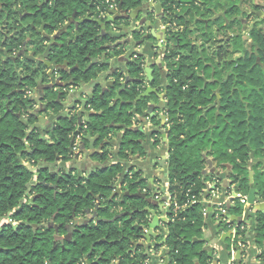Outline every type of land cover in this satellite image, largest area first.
<instances>
[{"label":"trees","instance_id":"16d2710c","mask_svg":"<svg viewBox=\"0 0 264 264\" xmlns=\"http://www.w3.org/2000/svg\"><path fill=\"white\" fill-rule=\"evenodd\" d=\"M18 1L16 8L19 11L9 12L8 16L2 14V17L5 16L8 21L13 20V24H16L20 21V15L28 12L30 16L24 15V25L30 23L31 26L28 25L15 35L12 51L22 46L25 39L23 32H31L34 39L39 38L35 27L45 24L47 34L51 36L74 15L76 20H80L97 14L98 8L105 11L102 0ZM121 1L123 8L129 11L136 10L142 3L141 0H118V3ZM212 1L215 0L205 1L202 8L196 4L197 0H161L166 16L170 18L177 12L179 16L175 22L178 27H184L181 32L168 34V53L165 56L169 69L167 86L164 89L169 103L168 122L164 127L168 136L169 192L180 204L193 196L198 198L197 203L180 212L174 222L170 220L165 223L167 231L161 238H166L170 264H195L196 261L199 264L211 263L209 252L204 250L205 242L193 243L195 239L205 238L207 216L202 211H208L203 203L207 191L206 183L216 177V191L221 188L222 181L216 175L201 174L207 167L205 158H209L218 169L228 173V178L236 184L239 193H248L251 190L250 171H254L258 189L264 198V171L261 169V161L264 160V18L260 20L257 15L264 10V0L263 6L252 4L250 14L243 9L244 0H221L222 3H218L225 18L222 21L207 18L206 23L203 19L212 16ZM180 13L188 18L182 17ZM253 17V25L245 30L249 25V19H246ZM216 24L219 29L228 32L231 36L229 40L225 37L222 41H215L212 28ZM233 29L236 30L232 35ZM73 33L74 31L67 33L60 40L64 44L54 47L48 61L78 64V71H60L64 80L75 87L82 84L92 85L100 75L110 69V57L121 55L122 50L109 52L106 45L116 39L109 35L101 37L100 27L95 22L81 26L80 37L69 42L68 37ZM2 40L0 34V43ZM40 40L38 45L43 47L44 39ZM218 42L223 44L209 51ZM2 60L3 54L0 52V264H50L49 260L55 259L52 251L53 236L35 233L33 224H41L43 218L52 216L58 207L67 212L75 208L79 215L85 214L86 210H94L96 197L103 200V203L108 202L112 192L110 186L114 184L116 174L124 171V168L122 163H118L97 169L86 179L66 180L60 187L62 192L55 198L53 192L47 190L42 183H55L58 177L49 175V170L41 163L54 164L58 159H70L69 134L76 127L77 121L64 119L67 126H59L55 136H52L54 144H46L37 128L30 130L37 120L33 116L29 117L28 122L23 120L28 110L23 104L21 93L16 92L19 75L11 63L5 64ZM91 60H98V63L87 69ZM143 60L140 57L138 62L128 64L130 77L141 82L129 84L121 91L124 74L117 69L110 89L104 94L101 91L95 92L88 101L94 113L89 115L87 132L91 137H98L96 146L108 134L117 135L118 131H124L118 149L121 161L136 155H147L142 147L145 139L143 134L131 131L135 109L140 113L147 108L149 102L145 99L136 103V99L148 88ZM36 74L38 70L26 79V86H36ZM159 86V76L156 74L152 87ZM117 94H120L122 103L120 100L115 101ZM53 95L55 97V93ZM55 105L58 110L61 108L60 105ZM153 122L155 127H160L161 122L156 118ZM157 134L160 137L158 132L153 133L155 147L161 145V139L155 138ZM107 156L106 151L94 154L100 162H105ZM24 159L37 168L36 173L26 166ZM255 160L258 162L249 169ZM69 183L71 188L67 186ZM34 192L41 196L35 197L33 204H29V196ZM134 203H137L140 210L150 207L142 199L134 200ZM113 205L119 206L114 202ZM225 208L228 214L218 219L219 234L228 232L235 225L237 236L245 235L246 224L236 225V220L245 214V207L235 202L233 207ZM104 211L106 209L101 210ZM217 213V209L214 210V221H217ZM173 214L170 211L169 219L173 218ZM147 216V213L137 214L132 220L123 222L121 228L119 227L122 229L121 236H117L116 230L119 231V228L111 226L112 229L109 230L102 223L96 233L86 231L84 237H78L80 240L64 254H72L77 264H83L84 256L90 251L91 245L104 238L124 237L123 248H129L132 240L141 239L143 234L140 226L132 225L135 217L143 225L147 223ZM9 217L17 224H6L5 220ZM234 217L236 219L233 220ZM257 235L258 244L264 245V212L257 215ZM92 256L93 254L91 260ZM140 258L146 260L149 254L143 252Z\"/></svg>","mask_w":264,"mask_h":264},{"label":"flooded vegetation","instance_id":"af4514ba","mask_svg":"<svg viewBox=\"0 0 264 264\" xmlns=\"http://www.w3.org/2000/svg\"><path fill=\"white\" fill-rule=\"evenodd\" d=\"M44 1L54 2V0H44ZM141 1L142 3L136 9L137 11H140V10L142 11L146 8V4H145L146 0H141ZM187 1H190V0H187ZM18 2H20V0ZM201 2L202 0H197L196 4L198 6L203 7L201 5ZM16 3H17V0H0V23H2V25L0 26V34L3 39L2 42L0 43V52L3 54L2 63H5V64L11 63L12 64L11 66L15 68L17 75H19L20 79L17 84L16 92L21 93L23 104L25 107H27V110H28V114L25 115L23 120L25 122H28L29 117L33 116L37 120V122L33 126H31L30 130L37 128L39 134L41 135L42 139H44L45 143L48 145H52L54 144V139L52 138V136H55L56 134L55 131L57 132L56 129L59 126L65 127L63 126L62 121H64V119L66 118L67 119L69 118L72 120L75 119L77 121V125L74 128V130L70 132L69 134L71 143L73 142V135L81 134L82 143L84 142L88 144V141L86 140L92 139L91 142L95 144V141L98 139V137H93V136L91 137L88 135V132H87L89 115L94 113L93 108L91 107L90 104H88L89 100L86 101L85 103L86 110H83L82 113L81 112L78 113L76 110V105H79V104H76L73 106V108L71 107V109L65 111V109H63L62 107L63 105L62 101L64 99L57 91L58 87H56L53 90H47L46 88L47 86H50V85L56 86L57 84H60L58 78L63 77L62 74L60 73L61 70H65L68 72L70 71L69 73L80 70L78 64L70 65L68 63V66L66 67L65 64H58V63L55 64V63H51L50 61H48L51 53L54 50V47L62 46L64 44L60 40L64 38L67 33L74 31V33L68 37L69 42H74L80 37V36L77 37L75 26L71 25L68 29H65L67 23L69 21H73V19L71 18L70 20H68L57 32H55L51 36L47 34L45 24L41 25L38 28L35 27V30L39 38L35 37L34 39V37H32L31 32H23L22 35L25 36V39H24L22 46L18 50L12 51L11 46L13 44L15 35L18 32H21L24 28H27L28 25H30V23L27 25H24V21H25L24 15L30 16L28 12H25L22 15H20V18H19L20 21L16 24H13V20L8 21L7 18L5 17L6 15L7 16L9 15L8 14L9 12H14L19 9V8L18 9L16 8ZM118 6H119V3H118ZM18 7H20V3L18 4ZM40 8L42 9V6ZM154 11H155L154 9H151V11L147 12L146 14H142L140 12L139 17L141 19L142 17H146L145 19L146 22L148 19L150 21H155L156 15ZM97 12H99L100 14L101 8L100 9L98 8ZM162 13L166 14L165 10H162ZM2 14H5V16L2 17ZM158 16H160V13ZM178 16L179 14H177V12L176 13L174 12L172 16L170 17L173 20V23L171 25V30L168 31V34L169 33L175 34V33L182 31L181 29L182 27H178L177 23L175 22L176 17ZM95 17L97 18V16ZM198 18L201 20L200 17ZM118 22L125 23L126 25V24H129L130 21L120 20ZM165 24L166 25L164 26V28L168 26L167 22H165ZM43 27L44 29L41 30ZM100 36L103 37L101 34V31H100ZM168 36L169 35H167V37ZM167 37H166V40L161 44L162 47L163 45H165V48H166L165 53H164V58H163L164 60H165L166 54L168 53ZM40 39H44L42 43L43 47L38 45L39 41L41 42ZM50 46L52 47H51V50L49 51V56H46ZM108 46L109 45H106V47ZM106 47L103 46V48H106ZM41 48L44 49V51H41L42 50ZM140 57H142V55L137 54L136 59L134 58V56L132 57L127 56V59L128 61L138 62L140 60ZM143 61L145 63L143 68L145 69L147 64L145 60ZM94 63H98V60H91L87 64V69L90 68ZM164 68L166 69L167 76H168L169 69H168L166 62H165ZM35 70H38V74H36L35 76L36 86L33 88L32 87L30 88L26 86L25 82H26V79L30 78L33 75V72ZM52 70L55 71V77L53 76L54 74ZM157 75H158V71H157ZM144 76L146 78L145 83L150 85L146 77V74H144ZM159 81H160V77H159ZM122 84H123V80H122ZM161 84L162 83L160 82V86L157 88L158 94L165 95L166 101H167V93L164 90L166 86L161 87L162 86ZM76 88L77 87L74 86L73 90ZM54 93H55V97L53 95ZM152 99L155 101V99H158V97L154 95ZM55 104L60 105L61 108L58 110L57 107H55L56 106ZM11 112L13 111L11 110ZM164 129L165 128L157 131L160 134V137L158 134L155 135V138L161 139L160 146H162L164 143L163 142L164 141L163 134L165 132ZM119 132L120 131H118L117 135H114L112 133L108 134L107 137L103 139V142L105 141L108 142L111 139H117L118 137L121 143V139L124 135V131H122V134H119ZM46 137H48L49 140ZM120 143L119 145H117L118 147L120 146ZM70 152L72 154V150ZM72 160L73 158L71 155L69 160L58 159L54 164H47L46 162L41 163L42 166H45L49 170L48 171L49 175L58 177L55 183H51V182L46 183L45 181H43L42 183L45 186V188H47V190H51L53 192L55 198L58 193L62 192V189H60V187L61 185L64 184L66 180L72 181L73 178L79 180L80 178L83 177L82 173L80 174L78 169L76 170V165L74 164L75 162L72 163ZM113 160L114 158L110 159L109 161L112 162ZM26 164H29V163H26ZM124 168H125L124 171L116 174V178L118 180L128 181V183L132 187H129L127 190H129L131 194H138V193L145 194L146 199H142V200H145L147 203L148 201L153 202L154 204L158 203L155 197H152L151 193H149L148 188L142 189L144 186L143 185L144 182H142L143 180L141 179L143 175L142 172H140L137 168H132L131 175L128 176L126 174L127 168L126 167ZM167 173H168V166H167ZM134 185L136 186L138 185V186L136 187ZM67 186L71 188L70 183ZM40 196L41 194L34 192L32 195L29 196V204H33L34 198L35 197L39 198ZM96 198H99V197H96ZM96 198H95V208L93 211H91L89 215L86 213L78 215L75 211L76 210L75 208H73V211L67 212V211H63L62 207H58L55 209L52 216H50L47 219L43 218L41 224H33L35 233H39L42 235L52 234L53 236L52 251L53 253H55V259L53 261L52 259L49 260L50 264L52 262H54L52 264H77L76 258L71 256L72 254H68V256H65L66 254L65 252L66 250H70L71 246L75 245L77 241L80 240V238L78 237H84L86 235L85 234L86 231L87 233L91 232V234L96 233L99 227L101 228L102 223L106 224L109 230L112 229L113 227L121 228L123 222L132 220L134 216L137 214L143 215L142 212L146 209L145 208L144 210H140V208L136 205L137 203L136 204L134 203V200H138V199L120 200V197L117 196L115 200L111 201L109 198L108 202L104 201L103 203V200L99 198V202H98L96 201ZM113 202L117 205L119 204V206L113 205ZM98 205H99V208H97ZM124 205L125 207L127 206L128 208L126 209ZM96 208L98 211V217H97L98 222H95L93 220V219H96L95 213H94ZM150 208L155 210V212L157 210L156 206H150ZM99 209L101 210L106 209V211L101 212ZM126 213H128L129 216L123 217V215ZM148 214L149 213H147V215ZM108 215H110L111 217ZM136 218L137 217H135V221L133 222L132 225L134 227L142 226V223L139 221L138 218L137 219ZM114 219L116 220L112 222ZM14 224L16 225L17 223H14ZM120 228H119V231L116 230L117 236H121L122 229ZM123 238L121 239H114V238L101 239L97 241L95 244L91 245L90 251L85 256H87L91 252V250H93L92 260L90 259L91 255L88 257V259L91 260L90 262L92 264H99V263L101 264H145V262L148 259H151L150 255H149V258L146 260H143L142 258H140L143 252L146 253L147 251V248L142 247V245H140L141 243L144 242L143 240L141 239H136L134 241L132 240V245L129 248L125 249L123 248V242H124ZM84 263L87 264L86 261Z\"/></svg>","mask_w":264,"mask_h":264},{"label":"crops","instance_id":"0c3cea01","mask_svg":"<svg viewBox=\"0 0 264 264\" xmlns=\"http://www.w3.org/2000/svg\"><path fill=\"white\" fill-rule=\"evenodd\" d=\"M207 0H202L201 5L204 6V2ZM161 0H146L145 4L148 3H153L154 6H156ZM218 2H221V0H215L212 1L211 3V11H212V16L206 17L203 20L207 23V18L210 20H220L225 18V13L222 10L221 5H219ZM253 4L263 6V1L262 0H253ZM239 6V5H238ZM203 8V7H202ZM244 9V7H243ZM244 11H246L244 9ZM132 12V11H131ZM264 14V10L260 11L257 13L259 17H264L261 16V14ZM156 15L155 21H150L151 22L150 26H146V17H142V19L139 17L138 22L136 24L133 23L132 20H129V24L125 23H120L115 25L117 31L114 33H110V27L106 29L104 32L101 30L102 36H105L106 34H112L114 35L113 37L116 39L115 42L110 43L108 46L109 52H112L117 50L120 51L122 50L121 55L119 56H111L109 64L111 65L110 69L107 70L105 73L102 74L100 79H97V81L92 84V85H79L76 89H72V92L70 95L64 94L63 97V109L65 111L73 108L74 105L80 103V101H88L91 98H93L95 92L101 91V94H104L107 92L110 88L107 89V87H111L112 83H114L115 80V71L121 70L124 72V77L122 78L123 82H125L126 78L130 77L128 73V59L127 56L132 57L134 55H142L144 58L147 66H151V68L154 70L153 77H156L157 71L158 75L160 77V82L162 83L161 87L167 86V71L164 68L165 65V60L164 58V53H165V45L163 47L161 46L162 43L158 42L156 38H162L163 34L160 31H157L156 34H154L155 38L150 36V39L147 40L144 44L140 46H135L137 43L140 42L142 39L143 35H146L147 33L151 34L155 30V24L158 23V15L159 13L154 11ZM181 14V13H180ZM99 12L97 14L95 13L94 16H99ZM182 17L188 18L185 14H181ZM233 16V15H232ZM238 17V16H237ZM86 18V17H85ZM84 19V18H83ZM99 19V18H98ZM233 19V18H232ZM82 20V19H80ZM79 20V21H80ZM104 21L107 19H103ZM144 24L143 27H141V24ZM166 24L162 23L160 30H163L164 26ZM123 30H119V28ZM193 28V27H191ZM182 31L184 30V27L181 28ZM250 26L248 25L245 30H249ZM136 30H141L143 33H135L132 34L133 31ZM236 29L231 30V34H234V31ZM215 41H222L224 37L227 38V40L230 39L231 36H229L228 32L223 31L222 29H219V25L216 24L212 28ZM146 32V33H145ZM145 33V34H144ZM227 35V36H226ZM140 39L138 40L137 38ZM222 37V38H221ZM131 40L132 45H127V42ZM126 41L125 46L117 45L116 48L114 46L116 44H119L120 42ZM213 44V43H212ZM223 43L218 42L213 44V46L209 49H215L216 47H219V45H222ZM213 51V50H212ZM60 78V77H59ZM58 78V79H59ZM132 79V78H131ZM148 85V84H146ZM148 85L147 87H149ZM154 90H158L157 88H153ZM59 94L63 90L59 89L57 90ZM81 95H83L81 97ZM160 99H155V102L158 104ZM70 103V104H68ZM147 110V109H146ZM147 111L140 112L135 114L134 117V125L132 128H134L135 131L133 132H140L144 136V141L142 144V147L145 149L147 152L145 156H132L126 161H121L119 156H118V146L120 143V139H111L108 142H102L99 146H96L94 143H92V139L88 140V144L82 143L80 146V152L78 154V161H72L76 165V170L78 169L79 173L83 175V179H86L90 176V174L97 169H104L108 168L112 165H116L118 163H122V167H126L127 170H132V168H137L140 172H142V182H144V188H148L149 193H151L152 197H156L159 194H163L166 191L169 190L170 182H169V174L167 173V164H168V138H167V145L163 143L162 146L160 147H155L154 143V138H153V133L156 131L154 122L153 120L147 119L146 118V113ZM164 114L161 112H157L156 114V119L161 122L160 127L163 124L162 121V116ZM86 119V118H85ZM167 116H166V121H167ZM168 122V121H167ZM166 122V125H167ZM165 125V126H166ZM165 130V129H164ZM119 134H122V131L119 132ZM168 137V136H167ZM164 142V141H163ZM85 145V148L87 150V155H84L83 151V146ZM108 152V156L105 162H100L98 158L94 157L93 154L99 153L102 154L104 152ZM111 155V156H110ZM114 158L112 162L109 160ZM75 159V158H73ZM258 161L255 160L251 163L249 166V169H251ZM262 166L261 169L264 171V160L261 161ZM207 168V167H206ZM125 170V168H124ZM219 172L221 173H226L227 178H228V173L223 172L222 170L218 169ZM230 186L228 188H225L224 182L221 181L220 185L221 188L217 189L216 191V185L218 184V180L216 177L213 179V181L206 183L207 186V191L203 199V203L205 206L208 208L207 211V220H206V228L204 230V235L205 238L203 239L205 242L204 245V250L209 252V256L211 258V263L210 264H264V245H260L257 242V215L261 212H264V210H259V206L264 203V198L261 197L260 191L258 189V181L254 178V171H250V184H251V190H256L257 195L255 198V205L252 206L249 204V194L244 193L240 191V194L246 196L248 198V202L246 205H244L246 211L245 214L237 221L236 225H239L240 223H245L246 228H245V235L238 237L237 236V231H234L232 229H229L228 232L219 234V225H218V219H215L217 221L213 220V212L214 210L218 209L220 206L225 205L227 208H231L235 205V202L240 201L234 197L236 193H239L237 191V186L236 184L233 183L231 179L228 178ZM120 183L123 186V192H130L127 190L129 187H132L128 181H122L118 180L117 178L114 181L113 185L119 186ZM138 186V185H137ZM136 186V187H137ZM113 193V192H112ZM112 195V194H111ZM121 200V199H120ZM231 201L230 205L229 202ZM163 203H160V205ZM241 204V203H240ZM164 207L160 209L157 207V210L155 212V216L158 219L165 218L166 219V214H167V208L165 207L166 205L163 204ZM150 210H153L150 208ZM204 210V209H203ZM155 211V210H154ZM203 213V212H202ZM154 215L149 214L147 216L146 224H143L142 226H147L150 225L153 222ZM236 219V217L233 218V220ZM163 222H159V226L161 225V229H165L162 227ZM165 225V223H163ZM235 226V225H234ZM237 227V226H236ZM148 233L150 230H153L155 233V237H153L152 242H151V247H155L154 249H149L146 251V254L150 255V262L149 264H161V259L166 258L169 252L168 247L166 246V238H161V236L157 233V229H151L149 226L147 227ZM160 230V229H159ZM161 231V230H160ZM166 231L163 230V233ZM229 234V237H226ZM244 240V242L242 241ZM164 242L163 246H155V244H161ZM153 251V252H151ZM195 264H199L198 261H196Z\"/></svg>","mask_w":264,"mask_h":264},{"label":"water","instance_id":"95a60500","mask_svg":"<svg viewBox=\"0 0 264 264\" xmlns=\"http://www.w3.org/2000/svg\"><path fill=\"white\" fill-rule=\"evenodd\" d=\"M151 9H154L156 10V12L160 13V16H158V23L155 24V30L153 33L151 32V34L147 33L146 35H144L142 37V39L140 40L139 43H137L135 46H140L142 45L145 41L149 40L150 39V36H152L153 38H155L154 34H156L157 31H160L162 34H163V37L162 38H156V40L160 43H163L165 40H166V37L168 35V31L171 30V25L173 23V20H171L169 17L166 16V14H163L162 13V10H164L163 8V5H162V2H159L156 6H154L153 3H148L146 4V8L144 10H140V11H129L128 9H124L123 8V2L121 1L118 8L117 9H113V10H109L108 11V18L107 20H102V19H98L96 18L94 15L92 16H87L86 18L80 20V21H77L76 20V16L74 15L72 17L73 21H69L65 27V29H68L71 25L75 26V29H76V33H77V37L80 36V27L83 26L84 24L86 23H92V22H95L100 28L101 30H103L104 32L106 31L107 28L110 27V33H114L117 31L115 25L118 21L120 20H132L134 24H136L138 22V18H139V14L140 12L142 14H146L147 12L151 11ZM167 22L168 23V26L166 28H163V30H160V27H161V24L162 23H165ZM146 26H150L151 25V22H149L147 20ZM144 24L142 23L141 24V27H143ZM44 27L41 29L43 30ZM119 30H123V27L122 29L119 28ZM135 33H143L141 30H136V31H133L132 34H135ZM109 35L111 38H114L112 34H106L105 36ZM117 45H121V46H125L126 45V41H123V42H120L119 44H116L114 46V48L117 47ZM127 45H132V41L129 40L127 42ZM51 47H49V50L46 54V56H49V51L51 50ZM134 63L133 61H128V64H132ZM57 64V63H55ZM49 65V64H48ZM137 66H140V64H136ZM65 66L67 67L68 66V63L66 62L65 63ZM65 71V70H63ZM118 70H116L115 72H117ZM145 71V74H146V77L149 81V84L150 86L148 87V89L146 90L145 93L141 94L137 99H136V103L137 102H140L142 100H145V99H148L149 102H148V105H147V110L146 109H142V112L145 113V111H147V115H146V118L147 119H150V120H154L156 118V114L157 112H161L163 113L164 115L162 116V121H163V124L161 127L159 128H155V132L163 129L166 125V115H167V112H168V107H169V103L166 101V96L165 95H160L158 94V91L157 90H154L153 87L151 86L152 85V82L154 80V77H153V74H154V70L151 68V66H147L145 67L144 69ZM53 72V76L55 77V71L52 70ZM70 72V71H69ZM121 74H124L123 71H121ZM102 75L99 76L98 79H100ZM59 82L60 84H57L56 86L54 85H50V86H47V90H53L55 89L56 87H58L59 89L63 90L61 92V96L63 94H68L70 95V93L72 92V89L74 88V86L72 85L71 82L69 81H65L63 77H60L59 78ZM135 82L139 83L141 82L140 80H136V79H131L129 77L126 78L125 82H123L122 84V88H121V91L122 90H125L129 84H134ZM110 88V87H107V89ZM157 96L158 99H160L159 103L157 104L153 99H152V96ZM83 95H81L82 97ZM84 97V96H83ZM59 98V97H58ZM120 100L121 101V97H120V94H117V98H116V101ZM85 103L84 101H80V103H78L79 105L82 106V111L81 113L83 112V110H86V107H85ZM70 104V103H68ZM134 107H136V105H134ZM135 114H137V111L135 109ZM131 131H135L134 128L131 129ZM163 140H164V144L167 145V131L165 130L164 134H163ZM72 145H73V142L71 143L70 145V151L72 150ZM83 153L84 155H87V150L85 148V145L83 146ZM94 155V154H93ZM78 155H75L74 156V160L75 161H78ZM206 161H207V168H205L201 174L203 176H209V175H216L217 177L221 178V180L224 182V186L225 188H228L230 186L229 184V181H228V178H227V174L226 173H221L218 171V168L217 166L214 164V162L212 160H210L209 158H205ZM231 169V168H230ZM123 186L121 183L119 186H116V185H111L110 188L111 190L113 191L112 195L110 196V200L113 201L115 200V198L118 196L120 197L121 200H125V199H146V195L145 194H141V193H138V194H131V192H123ZM256 195H257V191L256 190H251L250 191V194H249V204L254 206L255 205V198H256ZM88 196V195H87ZM85 196V198L87 197ZM96 201L99 202V198H96ZM165 202V200H164ZM161 203V202H160ZM231 201L229 202L228 205H230ZM148 204L150 206H156V207H159L160 209H162L164 207L163 204H159V203H153V202H149L148 201ZM97 208H99V205L97 206ZM97 208L96 210L94 211L95 213V218L96 219H93L95 222H98V211H97ZM259 210H264V203L261 204V206L258 207ZM101 211V209H99ZM86 214H90L91 211L90 210H86L85 211ZM145 213H149L151 215H154V219H153V222L150 224V225H147V226H140V229L143 231V234H142V237H141V240H143L144 242L141 243L140 245H142V247H145L147 248V250L149 249H154L155 247H151V242H152V239L153 237H155V233L153 232V230H150L149 233H146L145 231L147 230V227L149 226L151 229H161V226H159V222H163V223H166L165 221V218H162L161 220L158 219L156 216H155V211L154 210H150V207L146 208L142 214H145ZM148 214V215H149ZM129 216L128 213L124 214L123 217H127ZM116 219H114L112 222H114ZM163 232V230H161ZM226 237H229V234L226 236ZM204 240H197L195 239L193 241V243H201L203 242ZM164 242H162L161 244H155V246H163ZM92 252L93 250H91V252L84 257V260L86 261L87 264H92L88 257L90 255H92ZM212 256V255H210Z\"/></svg>","mask_w":264,"mask_h":264},{"label":"built area","instance_id":"2783aa9c","mask_svg":"<svg viewBox=\"0 0 264 264\" xmlns=\"http://www.w3.org/2000/svg\"><path fill=\"white\" fill-rule=\"evenodd\" d=\"M102 6L105 8V11L101 10V13L100 15L98 16L99 19H107L109 14H108V11L109 10H113V9H117L118 8V0H102ZM100 9V8H99ZM134 58L136 59L137 58V55H134ZM82 106L81 105H76V110L78 113H80L82 111ZM90 109V108H88ZM81 134H75L73 135V147H72V158H74L75 155H78L79 152H80V146H81ZM126 174L128 176L131 175V170H127L126 171ZM234 197L236 199H238L240 201V203L244 206L247 204L248 202V198L240 193H236L234 195ZM155 199L157 200L158 203H163L165 204L166 208H167V214H166V220L167 221H172L174 222L176 220V218L178 217L179 213L182 212L183 210H185L188 206H190L191 204H195L197 203L198 201V198L196 196H193L191 199L187 200L185 203L183 204H180L176 197L172 196V194L168 191H166L165 193H161L159 195H157L155 197ZM165 200V202H164ZM170 211H172L174 214H173V218L172 219H169V213ZM218 213L216 214V218L219 219L220 216H225L227 215V210L225 208V205H222L220 206L218 209H217ZM203 214L204 215H207V210L204 209L203 211ZM12 221V220H11ZM166 221V222H167ZM161 226V225H160ZM162 227L166 229L165 225L162 223ZM163 229V230H165ZM232 230L234 231H237V227L236 226H233L231 227ZM162 230V229H160ZM159 229L157 230V233L162 236L163 235V232L160 231ZM160 231V233H159ZM167 231V229H166ZM166 231L164 233H166ZM146 233H148V230L145 231ZM153 252V251H151ZM149 261L150 259H148L145 264H149ZM85 264V263H83ZM161 264H170V261H169V258H168V255L166 258H162L161 259Z\"/></svg>","mask_w":264,"mask_h":264},{"label":"rangeland","instance_id":"374dc122","mask_svg":"<svg viewBox=\"0 0 264 264\" xmlns=\"http://www.w3.org/2000/svg\"><path fill=\"white\" fill-rule=\"evenodd\" d=\"M236 4H239V3H236ZM252 4H253V0H244V4H243V7H244V9L247 11V13L248 14H250V13H252ZM261 16H264V14H263V12H262V14H261ZM262 18H264V17H259V19L261 20ZM249 19V20H248ZM249 21V26H252L253 25V23H254V21H255V19H254V17L253 18H247L246 19V21ZM246 21H244L245 23H246ZM221 23V22H220ZM110 31V30H109ZM222 37L223 38H225L223 35H222ZM221 37V38H222ZM212 50H214V49H211V51ZM62 124H63V126H67V122L66 121H62ZM48 136V135H47ZM49 137V136H48ZM48 137H46V138H48ZM129 138H131V136L129 135L128 136ZM48 140H49V138H48ZM27 160H25L24 159V163L26 164L27 162H26ZM72 161H74V159L72 160ZM75 162V161H74ZM26 166L28 167V168H30V169H32L35 173H36V167H33V166H31V165H29V164H26ZM5 223L6 224H14V222L13 221H11V217H9L7 220H5ZM159 233H160V231H159Z\"/></svg>","mask_w":264,"mask_h":264}]
</instances>
